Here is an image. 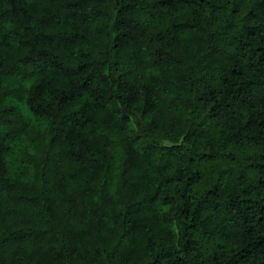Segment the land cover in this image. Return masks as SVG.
<instances>
[{
	"label": "trees",
	"instance_id": "obj_1",
	"mask_svg": "<svg viewBox=\"0 0 264 264\" xmlns=\"http://www.w3.org/2000/svg\"><path fill=\"white\" fill-rule=\"evenodd\" d=\"M0 264H264V0H0Z\"/></svg>",
	"mask_w": 264,
	"mask_h": 264
},
{
	"label": "water",
	"instance_id": "obj_2",
	"mask_svg": "<svg viewBox=\"0 0 264 264\" xmlns=\"http://www.w3.org/2000/svg\"><path fill=\"white\" fill-rule=\"evenodd\" d=\"M183 140H184V137L181 138V141L179 143H173V142H170L169 140H166L164 145L166 147H172V146H175V145H181L183 143Z\"/></svg>",
	"mask_w": 264,
	"mask_h": 264
}]
</instances>
